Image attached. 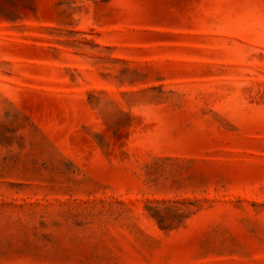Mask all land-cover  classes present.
<instances>
[{
  "label": "rangeland",
  "instance_id": "1",
  "mask_svg": "<svg viewBox=\"0 0 264 264\" xmlns=\"http://www.w3.org/2000/svg\"><path fill=\"white\" fill-rule=\"evenodd\" d=\"M0 264H264V0H0Z\"/></svg>",
  "mask_w": 264,
  "mask_h": 264
}]
</instances>
